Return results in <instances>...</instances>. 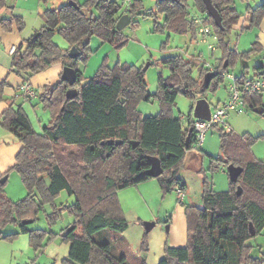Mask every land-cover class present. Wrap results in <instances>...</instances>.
Masks as SVG:
<instances>
[{
	"label": "trees",
	"instance_id": "obj_1",
	"mask_svg": "<svg viewBox=\"0 0 264 264\" xmlns=\"http://www.w3.org/2000/svg\"><path fill=\"white\" fill-rule=\"evenodd\" d=\"M77 5L69 0L58 7L43 12L44 25L18 46L13 52L11 67L25 80L49 66L62 62L72 66L77 73L73 87L79 92L72 98L67 90L72 86L62 78L54 85H45L40 95L44 109L49 111L50 121L38 132L28 114L20 107L10 105L3 113L1 123L22 143L15 164L6 172H0V239L14 240L19 232L4 235L10 224L18 225L20 232L29 234V243L37 251L50 242L58 233L43 228L30 229L23 220L39 219L47 202L63 190L75 196L73 203L54 205L46 218L53 223L63 210L74 217L65 230L60 232L69 244L68 256L53 264H130L128 256L117 253L125 244L124 233L129 221L121 206L118 191L156 178L164 193L174 188L185 190L186 183L180 170L186 161V151L194 144L193 116L183 117L172 113L177 96L182 93L190 98H206L208 91H217L238 59H249L259 52L261 45L254 41L251 48L240 52L230 42V35L239 23L242 13L236 0H213L220 12L223 28L216 26L207 13L203 0H157L155 10L146 9L141 0H132L128 7L120 0H85ZM123 1V0H122ZM191 1L193 3H191ZM191 6L205 14L207 23L217 36L221 58L216 64V74L210 85H204V76L209 71L199 59H186L181 53L162 58L171 73L159 77L158 91L148 90L146 70L135 64L117 63L110 67L105 61L96 74L85 80L79 69L91 52L90 42L94 35L120 48L128 42L121 30L116 28L119 17L127 13L129 24L136 27V15L154 18L153 31L174 32L189 35L191 41L198 37L192 20ZM125 7V8H124ZM15 0H0V28L21 31L25 22L13 15ZM164 15V23L157 15ZM246 29L259 27L264 21V1L246 9ZM60 35L68 44L62 48L55 36ZM164 46L166 41L163 42ZM76 46L80 54L70 58V49ZM198 60V61H197ZM227 61V65L225 62ZM263 66L256 67L257 70ZM197 68L198 76L194 75ZM243 79L245 77H238ZM6 80L0 82V98ZM160 100L158 115L142 116L137 106L140 101ZM243 102L254 109L264 106L262 92L245 93ZM221 155L216 158L225 166L234 164L243 167L237 181L230 180L227 190L218 191L205 181L201 205H185L188 222L187 244L175 247L165 245L159 264H261L263 261L250 255L247 243L264 228V160L256 158L252 145L264 139V133L238 134L232 128L221 127ZM120 139V144L109 140ZM134 142H138L134 146ZM149 156H157L164 172L152 177L147 174L151 163ZM16 171L27 195L18 200L10 198L1 178ZM181 201V200H180ZM183 202V201H181ZM251 224L255 235H252ZM149 250L147 236L141 245L138 264L146 263Z\"/></svg>",
	"mask_w": 264,
	"mask_h": 264
},
{
	"label": "rangeland",
	"instance_id": "obj_2",
	"mask_svg": "<svg viewBox=\"0 0 264 264\" xmlns=\"http://www.w3.org/2000/svg\"><path fill=\"white\" fill-rule=\"evenodd\" d=\"M41 1L46 7H58L68 0ZM84 1L85 0H79L80 3H83ZM120 1L123 2L122 0ZM141 1L146 9L155 10L157 0ZM256 1L257 0H252L253 6L256 5ZM35 2H38V0H15V11L25 17H31L33 15V8L36 4ZM235 4L239 12H246L247 3H244L243 0H236ZM191 9H193V6H191ZM157 18L159 23H164L163 14L158 13ZM133 20L136 21V27L129 24L121 30L123 35L128 39V42L120 48L116 47L111 42L103 41L97 35H94L91 38V52L89 57L86 62H80L79 64L85 79L88 80L93 77L104 61L110 67L115 66L117 63L135 64L138 67H145L148 64L146 69L148 90L152 94H155L158 91L159 77L162 75L167 77L171 73L170 67L162 61L164 56L173 53H184L186 56L193 54L197 56L200 53L202 56H200L201 59H205V62H216L222 54L219 47H217L216 51H213L214 54H212V51L208 48V44L201 40V36L193 41V45L185 35H179L174 32H169L168 30H165L164 32L153 31L154 18L151 16L136 15ZM259 28L260 26L249 29L239 27L234 28L230 35L231 44L238 46L240 50L249 49L252 43L257 39L256 34L259 32ZM55 37L64 40L60 35H56ZM184 39L186 41L188 40V43ZM164 41H166L165 46L163 44ZM209 41L211 43H216V40H214L213 37H210ZM198 64H200V62H198ZM249 64L250 67L257 65L255 56L249 60ZM214 67L216 66L214 65ZM241 67L242 62L240 61L234 66V68L230 69L234 73H237ZM194 75L198 76L197 68L194 69ZM228 80V78H225L217 91L207 92L206 98L211 106H214L220 98L223 99L226 93L225 85L228 84ZM40 95L41 94L36 98V103L34 102L31 104L27 102L25 104L29 107V112L27 113L30 115L34 128L37 131H41L42 125L45 126L50 121V115H47V112L49 111L44 109V105L40 101ZM262 95L264 100V91H262ZM152 98L153 99L150 101H140L139 104L147 109L144 114L141 113L138 104L137 109L142 116L158 115L160 113V100L156 96H153ZM196 100L197 99L190 98L180 93L177 96L175 104L172 106V113L179 117L193 116ZM44 111H46V113H43ZM42 117L45 119L44 123L41 122L43 119ZM229 123L231 128L238 134L248 133L256 136L264 133V115L254 111L250 107H245V110L240 113L236 111L232 112L229 118ZM184 124L187 125L188 121L184 120ZM207 137L202 148H199V152H201L203 159L199 157L197 162L192 163L191 165L185 164L180 170V176L186 183L185 201L181 202L178 198L177 188L164 193L156 178L151 179L153 181H148V183H146L155 185L156 191L155 193L152 191L153 193L151 192V194L147 195L148 202L144 204L140 201L142 190L140 191L137 185L127 187L130 188L127 189L130 191H126L128 194L123 202L125 210L128 211L127 219L129 221V228L124 233L126 243L118 246L117 253L126 254L130 264H138L141 255L144 254V252L142 253L141 251V245L145 235L147 236V242L149 245L146 257L150 254V251L154 253L157 249L156 244L151 243L152 234H155V239L158 240L161 232V234H164L165 236V241L168 240L169 236H172L174 232H176V234L186 232L187 235V217L185 214L178 215V207L184 210V204L201 205L203 185L206 180L210 182L215 190L220 191L229 189L230 178L227 166L216 160V158L221 155L220 129L218 127L212 128L208 132ZM252 151L256 158L264 160V139L256 140L252 145ZM191 153L192 151L187 153L186 163L191 162ZM9 175L5 187L7 195L11 197L10 193L12 192L13 200L23 198L27 195L28 190L20 175L16 171L10 172ZM74 201V195H69L66 190L61 191L52 202H47L45 204L44 210L39 219L29 225L30 229L43 228L58 233V235L54 236L50 242L47 240L42 249L35 251L30 245L32 248L30 251L25 248L14 254L12 251L14 248L13 242L16 239H0V246L3 249V253L0 255V261H2L3 264H53L55 261L54 259L57 258L58 263H60L59 261L66 257L64 255H67V246H69V244L63 240L60 232L73 223L74 217L68 210H63L56 220L53 223H50L45 214L54 210L53 204L59 206L62 203H73ZM137 213L142 216L141 219L138 218ZM145 221L155 222L154 227L149 232H147L144 227L143 222ZM16 226L17 225L10 224L7 228L13 229ZM167 226L170 227L169 231L167 230ZM247 243L251 246L250 255L262 259L263 262L261 264H264V228L256 236L250 238Z\"/></svg>",
	"mask_w": 264,
	"mask_h": 264
},
{
	"label": "crops",
	"instance_id": "obj_3",
	"mask_svg": "<svg viewBox=\"0 0 264 264\" xmlns=\"http://www.w3.org/2000/svg\"><path fill=\"white\" fill-rule=\"evenodd\" d=\"M262 1H264V0H257L255 4L258 5ZM243 2L247 3V6L250 5V6L254 7L252 5V0H243ZM35 3H36L35 7L33 8V12H32L33 15L31 17H25L24 15H21V14L17 13L15 11V8L13 10V15L21 16L23 18L24 22L27 23V24L25 23V26H24L23 30L19 31L16 28H14L11 31H4V30H2L0 28V82L3 81V80H6V82H7V84H6V86L4 87V90H3V97L0 98V172H2V173H4L7 170H9L15 164L16 155L22 148V143L19 140H17L12 135V133H10L6 128L3 127L2 123H1L2 115H3L4 111L12 104L15 107H17V108L21 106L25 110V112L27 113V112H29L28 111L29 107H27L25 104L27 102L32 104V103H34L37 100L36 98H34V99L24 98L21 95L19 87L22 84V82L24 81V77L21 74L17 73L16 71H14L12 69L11 61H12L13 53L10 52V49L13 46H15L16 48L18 46H21V47L25 46L26 45V40L44 25L45 22H44V19H43V12L47 8H50V7H46V5H44L41 0L40 1L38 0V2H35ZM123 3H124V0H123ZM191 3H193V2L191 1ZM124 6H125V4H124ZM191 11H192V13L198 12L197 8H195V7H193V9H191ZM15 13H17V14H15ZM28 22H29V25H28ZM247 25H248L247 14H246V12L245 13L243 12L242 13V17H241L239 23L235 26V28H237V27L243 28V27H245ZM258 31L259 32H257V34H256L257 39L255 41L259 42V44L261 45V49H260L259 52H257L254 55H252V57L255 56V59L257 61V65H254L253 67H250L249 60L252 57L249 58V59H242V58L238 59L237 62L235 63V65L238 64L241 61L242 62V67L240 68V70L237 73H234L233 71H231V69H229V71L231 73L235 74L237 77H254V76H262V77H264V21L261 23L260 28H259ZM169 35H170V33H169ZM199 36L200 35L198 34V37ZM185 37H188L189 40H190V43L193 44V41H191L189 35H185ZM55 41L62 48H67L68 47L67 42L62 40L59 37H55ZM186 42L188 43V40ZM187 46H188V44H187ZM234 47H236L240 52L247 51V50H249L251 48V47H249V49L240 50V48L238 46H234ZM214 52L212 51V54H214ZM183 55H184V57L186 59H191V58H194V57L198 58L200 64H202V63L205 64L206 63L205 59H201L202 56H201L200 53L197 56H195L193 54H191L189 56H186L184 53H183ZM220 58H221V55H220ZM220 58H218V60L216 62L215 61H212V62H208L207 61V62L216 66V64H217V62L219 61ZM225 63L227 65V61ZM234 66L232 68H234ZM258 66H263V67H262V69L257 70L256 67H258ZM63 68H64V65H63L62 62L53 64V65L49 66L48 68H46L45 70L32 75L30 77L29 81L36 88V90L38 91V94H41L43 92V90H44V86L45 85H54L61 79ZM80 68L81 67L79 65V69ZM85 80H87V79H85ZM229 84H230V80H228V84L225 85L226 93H225L223 99L220 98L216 102V104L214 106L210 105L211 109H214L215 106H217L218 104H220V103L224 102L226 99H228L229 94H230V92H229ZM77 88L79 89V87H77ZM139 107H140L141 113L144 114V112L147 109L144 106H142L141 104H139ZM37 111H38V109H37ZM46 111H44L43 113H46ZM47 113H48L47 115H50L49 112H47ZM28 116L30 118L29 114H28ZM44 116H45V114H44ZM181 117H183V120H187V116H181ZM42 118L43 119H42L41 122L44 123L45 119H44V117H42ZM30 120H31V118H30ZM43 127H44V125H42L41 131H38V132H42ZM207 138H206V140H207ZM187 153H186L185 158L187 157ZM199 157L201 159H203V156H202L201 152L192 151L191 156H190V161L191 162H189V163L185 162V164L186 165H189V164L191 165L192 163L197 162V160H199ZM148 181H153V180L150 179V180L143 181V182L137 184V186L139 187V190L140 191L142 190L141 191L140 201L143 204L148 202V200H147L148 196L147 195L151 194L152 191H154V193L156 191L155 185L146 184V183H148ZM129 187H131V186H129ZM127 189H130V188L126 187V188L120 189L118 191V197H119L121 206H122V208H123V210L125 212L126 217H127V212L128 211L125 210L123 200L128 194V192H126V191H130V190H127ZM220 191H222V190H220ZM184 192H185V190H184ZM10 196H11L10 198L13 199L12 192L10 193ZM185 200H186V193H185V198H184L183 201H185ZM137 214H138L137 215L138 218L141 219L142 216L139 215V213H137ZM181 214L182 215L183 214L186 215L185 209L183 210L180 207H178V215H181ZM169 230H170V227L168 228V231ZM16 232H19V235L16 238V240L13 242L14 248H13L12 251L14 252V254L17 251H22L25 248L28 249V251H30L32 248L30 247V244H29V235L27 233L20 232V229H19L18 225L15 228H13V229H10V228L8 229L6 227L3 230V234L4 235L16 233ZM151 243L156 244V248L157 249L155 250L154 253L150 251V254L147 255V257H146V263L147 264H159L160 260L162 259L163 255H164L165 244H170V245L175 246V247L185 246L187 244V235H186V232H181V233H178V234H176V232H174L172 234V236H169L168 240L165 241L164 234H161V232H160L158 240L155 239V234L151 235ZM68 252H69V246H67V255H64V256L67 257L68 256ZM2 253H3V249L0 246V255ZM54 260L55 261L53 263H58V259L57 258H55ZM0 264H3V262L0 261Z\"/></svg>",
	"mask_w": 264,
	"mask_h": 264
},
{
	"label": "built area",
	"instance_id": "obj_4",
	"mask_svg": "<svg viewBox=\"0 0 264 264\" xmlns=\"http://www.w3.org/2000/svg\"><path fill=\"white\" fill-rule=\"evenodd\" d=\"M132 0H124V4L128 7ZM192 20L195 23L201 40L208 44V48L211 51L217 49V36L213 32L212 27L207 23V18L205 14L199 12L193 13ZM210 37L216 40V43H211L209 41ZM16 47L13 46L10 52L13 53ZM205 66L209 71L216 72V68L213 64L206 62ZM225 78L230 80L229 84V97L224 102L215 106L211 109V115L209 119H201L193 117V131H194V144L190 149L186 151L199 152V148H202L208 132L214 127H221L227 131L231 129L229 118L232 112L236 111L238 113L245 110L246 105L243 102V96L245 93H258L264 91V77L254 76L245 77L239 79L235 74L230 71L222 72ZM20 93L24 98H37L39 96L36 88L31 84L29 80H25L19 87ZM177 196L183 201L185 198V192L181 188H177Z\"/></svg>",
	"mask_w": 264,
	"mask_h": 264
},
{
	"label": "water",
	"instance_id": "obj_5",
	"mask_svg": "<svg viewBox=\"0 0 264 264\" xmlns=\"http://www.w3.org/2000/svg\"><path fill=\"white\" fill-rule=\"evenodd\" d=\"M69 2L71 4L77 5V2H75L74 0H69ZM206 9H207V13L209 15L212 16V18L215 21L216 26H218L219 28H223V24H222V17L220 15V12L218 11V9L214 6L213 4V0H203ZM130 22V17L127 13L122 14L118 21H117V25L116 28L118 30H122L124 29L127 25H129ZM80 54L79 49L76 46H73L68 55L70 58H76L78 57ZM226 65V63H225ZM148 67V64L144 67V69L146 70ZM216 72L214 71H208L205 76H204V85L206 87H208L210 85V82L212 80V78L215 76ZM61 78L65 81H67L69 83V85H71L72 87L69 88L67 90V97L68 98H72L74 96H76L79 92V89L77 87H73L74 84L76 83L77 80V73L75 68H73L72 66H64L63 71H62V75ZM254 111L258 112V113H262L264 115V106H257L253 109ZM211 115V108H210V104L208 102V100L205 97H201L198 98L196 100L195 106H194V110H193V117L195 118H201V119H209ZM190 131H193V128L190 129ZM123 141L120 139L117 140H109V143L113 144H120ZM138 142H134V146L137 145ZM149 160H150V167L147 170V174L149 176L152 177H157L159 175H161L164 172V169L161 165V161L157 156H149ZM227 170H228V174H229V178L231 181H237L239 176L241 175L242 171H243V167L241 166H237L234 164H230L227 166ZM8 179V175H4L1 178V182L4 183L6 182V180ZM33 219H28V220H23L22 223L24 224H31L33 223ZM144 227L146 229L147 232H149L155 225V222H150V221H145L143 222ZM169 226H167V230H168ZM251 232L252 235H255V231L253 228V225L251 224Z\"/></svg>",
	"mask_w": 264,
	"mask_h": 264
}]
</instances>
